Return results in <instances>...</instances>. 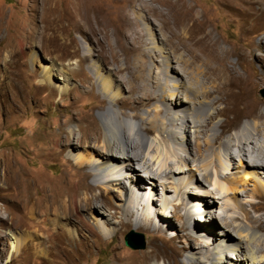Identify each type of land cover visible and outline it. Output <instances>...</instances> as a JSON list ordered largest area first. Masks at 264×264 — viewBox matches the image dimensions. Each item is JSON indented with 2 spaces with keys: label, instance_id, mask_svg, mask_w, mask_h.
Instances as JSON below:
<instances>
[{
  "label": "bare ground",
  "instance_id": "6f19581e",
  "mask_svg": "<svg viewBox=\"0 0 264 264\" xmlns=\"http://www.w3.org/2000/svg\"><path fill=\"white\" fill-rule=\"evenodd\" d=\"M113 1V6L110 7L106 6V0H81L75 26L92 23L91 18L97 20L101 15H107L108 11L111 14L116 12V17L124 19L125 8L114 6L121 5L126 0ZM152 1L167 6L166 14L152 6L153 4H144L142 9H147L154 16L162 15L166 20L173 18L175 23H181L179 27L176 26L179 33L171 31V36L178 37L180 44L188 37L184 32L190 28V20L191 26L201 31L194 15L185 17L184 22L175 17L177 9L183 10V0ZM246 1L248 6L244 7L243 4L239 6V2L243 3V0H224L221 6L234 14L235 10H238V15L243 16L244 22H249L251 26L264 16V0ZM58 3L59 0H41L38 11L42 24L39 26L26 25L22 28L18 20H12L15 29L12 30L13 37L7 50L11 48L9 53L20 56V59L27 57L21 62L23 67L33 65L39 59L36 52L27 55L26 49L30 45H49L54 50L68 51L70 45L63 42L59 34L64 29L61 19L59 16L49 17L54 14ZM3 25L4 17L0 14V33ZM50 25L54 26L51 32ZM102 28L97 22L96 26L93 24L92 31L105 29ZM201 32L204 33V30ZM102 33L106 35V32ZM207 36L208 34H205L196 43L203 47ZM165 37L171 41L170 37ZM215 42L210 45L215 47ZM87 50L88 53L82 56L76 53L58 54L57 56H61V62L68 60L65 68L41 61L39 86H36V94H33L35 97L40 91H48L50 97L57 96L59 99L71 95L77 90V86L71 82L73 77L85 75L89 78L82 68V63H86L93 74V80L87 85L82 84L87 89L82 93H92L91 86L96 85L99 96L105 97L100 98V102H106V107L97 113L101 128L95 118L87 117L84 119V128L91 129L92 134H85L79 124V137L75 138L73 129L69 127L68 134H63L52 144H48L46 149L43 148L46 162L58 161L60 156H64L67 161L66 169L73 171L70 176L82 174V178L74 185L70 178L64 177V185L53 188L49 187L47 174L44 173L46 178L41 187L43 205L39 213L43 217L40 222L47 223L48 227L42 230V243L45 245L43 250H64L71 254L79 232L68 224L74 219L87 224V220L81 216L84 211H89L95 221L93 237L108 238L117 234L119 228L128 223L138 226V221L136 223L133 220H138L142 213H146L149 218L157 217L156 220L162 223L159 214L166 218L169 215L176 217L173 212H167L170 205L177 210L182 206L186 208L188 204L190 208H194L193 212H186L187 222L191 226L188 241L191 243L195 242V239H202L209 241V244L210 241H216V247L207 250L204 248L207 244L200 241L199 246L189 247L185 258L177 262L152 244L139 258L119 264H151V261L153 264H264V116L258 112L260 102L251 101L256 80L231 74L220 65L223 58L214 56L219 66L210 88H206L202 78L200 80L188 72L186 61L185 64L178 60V67L168 66V52L163 51L161 61L165 62L166 69L162 70L161 79L155 76V86L148 84L144 76L135 75L134 72H131V79L126 80L129 92L137 94L134 99L137 103L146 105L153 99L159 101V105L156 103L153 108L154 113L146 116L129 103L130 99L123 96L110 71L104 68L103 63L91 57L90 49ZM3 53L4 50L1 49L0 61L3 60ZM259 58L264 61V57ZM74 64L77 66L71 67ZM77 98L73 96L74 107L77 106ZM230 114L233 119L228 120ZM203 116L206 118H202ZM192 128L193 132L190 130ZM206 128L207 142L203 148L199 138ZM227 128L234 129V133L223 139L221 135ZM68 135H72V138ZM191 136L195 140L194 145L189 138ZM216 142H219L218 151L213 154L211 149L215 148ZM63 144L66 148L62 147ZM233 147H236L238 152L240 181H232L229 176L223 175L224 171L221 169L224 165L221 157L225 158L228 165L229 162L230 165L235 163ZM253 155H256V160L252 159ZM143 177L147 178L148 186L143 184ZM89 178H92V181H89ZM249 180L254 182L253 188L249 190L243 187L245 193L242 194L250 199L247 204L238 200L237 196L241 193L238 184L248 185ZM207 184L212 185L220 195L211 191ZM158 186L162 190L160 198L155 197ZM159 201L162 207L157 210ZM216 201H222L224 206L221 211L216 209ZM194 211L198 215L196 221L204 222L199 228L192 227ZM205 213L209 214V217L203 218ZM210 219L213 222L207 223ZM218 219L223 222L220 224V231H215V226L219 224ZM143 222L147 225L153 224L149 220ZM169 227L176 225L170 222L168 227L164 228ZM187 228L183 225L180 230L185 231ZM232 231H235L236 235ZM11 235L10 254L13 255L19 251L21 243L17 236ZM233 259L237 262L233 263ZM47 261L51 262L49 259Z\"/></svg>",
  "mask_w": 264,
  "mask_h": 264
},
{
  "label": "rangeland",
  "instance_id": "374dc122",
  "mask_svg": "<svg viewBox=\"0 0 264 264\" xmlns=\"http://www.w3.org/2000/svg\"><path fill=\"white\" fill-rule=\"evenodd\" d=\"M223 1L183 0L185 2L183 10L177 9L174 13H177L175 17L178 18V21L184 22L185 17L194 15L197 24L200 25L201 31L204 30V33L197 31L195 26H191L192 21L190 20V28L184 32L185 36L188 37L180 44L178 37L171 36V31H178L179 33L180 31L177 30L176 26L179 27L181 23H175L173 18L166 20L162 15L154 16L147 9H142L144 4H153L152 6L166 14L167 6L158 2L126 0L121 5L115 4L114 6L119 5L125 8L124 19L116 17V12L111 14L108 11L107 15H101L97 20L91 18L92 23H85L76 27L75 22L79 17L81 0H59L57 9L49 17L59 16L61 19L64 29L59 34L63 38V42L70 45L68 51L66 52L64 49L54 50L49 45H30L26 49L27 55L36 52L39 59L33 65L23 67L21 62L25 61L27 57L20 59V56H13L9 53L11 48L7 50L11 45L12 30L15 29L12 26V20H18L19 26L22 28L26 25H41L38 11L41 0H0V14H3L4 17V25L0 33V50H4L3 60L0 61V264H119V262L139 258L152 244H155L171 259L181 262L187 255L186 250L189 247L199 246L200 241L207 244L204 247L207 250H212L217 246L216 241L215 243L210 241L211 244L202 239H195V242L191 241V243L188 241V235H191L189 233L191 226L187 222L186 212L192 211L194 208H190L191 206L187 204L186 208L182 206L177 210L173 205H170L167 212H173L176 217L169 215L166 218L159 214L163 220L162 223L156 220L157 217L150 216L149 218L146 213H142L138 220L135 218L133 220L136 223L138 221V226L128 223L125 227H120L117 234L108 238L93 237L95 221L91 218L89 211H84L81 216L87 220V224H83L77 219L68 224L69 227L79 232L77 241L71 250L72 253L69 254L64 250L45 252L43 250L45 245L42 243V230H45L48 224L40 222L43 217L39 213L43 205L41 187L46 178L44 173L47 174L49 187L53 188L63 186L64 177L70 178L73 185L82 178V174L75 177L70 176V173L73 175V171L66 169L67 161L64 156H60L58 161L46 162L44 158L45 149L56 138L65 133L68 134L69 127L73 129L75 138L80 136L77 128L79 124L85 134H92L91 129L84 128L86 126L84 119L87 117L95 118L98 127L101 128L97 113L106 107V102H100V98L105 97L99 96L96 85L91 86L92 93H82V91L87 90L82 84L87 85L93 80V74L86 63H82V68L89 78H86L85 75L73 77L71 82L77 86V90H74L71 95L59 99L57 96L50 97L48 91H40L35 97L33 94H36V86H39V74L42 72L41 61L54 64L58 68H65L68 60L61 62L59 60L61 56H57L58 54L76 53L78 56H82L88 53L87 49H90L91 57L98 60L99 63H103L104 68L110 71L115 83L119 84L123 96L130 99L131 102L129 103L135 106L137 111L144 112L146 116H151L154 113L155 104L158 103L157 105H159V101L153 99L148 104L143 105L134 100L137 94L130 93L126 84L131 79V72H134L135 75L144 76L146 82H149L148 84L154 85L155 76L161 79L162 70L165 71L166 69L165 62L161 61V56L165 51L168 52L167 55L170 59L168 66L178 67V60L186 61L187 64L184 63L188 72L193 73L200 80L202 78L206 88H210L212 78L216 75V68L219 66L215 62L214 56H220L223 58L220 65L228 72L235 76L240 75L243 78L256 80L251 101L260 102L261 107L258 112L264 116V98L259 94L260 89L264 88V61L259 60V57H264V16L260 21L250 26L249 22H244L243 16L238 15V10H235L234 14L223 8L221 6ZM245 1L239 2V6L241 4L243 7L248 6L245 4L247 1ZM113 2V0H106V6L112 7ZM96 21L103 28L105 27L106 30L102 31L106 32V35L102 31H92L93 24L96 26ZM53 28L54 26L50 25L49 32ZM205 34H208L205 44L200 47L196 41ZM165 35L170 37L171 41L166 40ZM181 36L183 37V35ZM213 42L216 43L215 47L210 45ZM196 56L198 58H195ZM76 66V64L71 65V67ZM168 89L170 90L171 87ZM73 96L78 97L75 107L72 105ZM147 110L150 111L147 112ZM126 111L129 112L130 110ZM231 116L232 114L227 119H233ZM202 118L205 119L206 117L203 116ZM189 125L191 126V123ZM190 130L193 132L194 128ZM207 130L208 128L199 138L203 148L207 142ZM233 133L234 129L227 128L221 138L226 139ZM68 136L72 138V135ZM149 136L153 137V135ZM189 138L194 145V138L192 136ZM218 146L219 142H216V149H211L213 154L218 151ZM62 147L66 148L64 144ZM233 151L235 163L230 165L229 162L228 165L225 158L221 157L224 161L221 169L224 171L223 175L229 176L232 181H240L241 173H238L240 170L237 148L233 147ZM255 157L256 155H253L252 159L254 160ZM139 173L146 175L140 171ZM88 180L92 181V178ZM143 184L149 185L146 177H143ZM253 184L254 182L251 180L245 186L238 184L241 192L237 196L238 200L249 204L250 199L242 195L245 193L243 187L251 190ZM207 186L211 191L220 195L212 185L207 184ZM161 192V187L158 186L155 197L160 198ZM172 194L170 196H173ZM221 202L216 201L215 203V207L219 211L224 206ZM161 207L159 201L157 210H160ZM247 207L250 208L249 205ZM110 212L108 211V213ZM195 213L196 211H194ZM206 217H209V214L203 215V218ZM197 218L198 216L194 215L192 227L199 228L204 225L203 221H196ZM144 220L152 221L153 224L147 225L143 222ZM217 221L219 224L214 229L220 231V224L223 221L221 219ZM170 222L176 227L164 228L168 227ZM211 222H213L212 219L207 221V223ZM183 225L188 227L187 230H180ZM159 226L161 229H158ZM131 230L144 235L146 245L144 249L136 250L126 245L125 236ZM232 233L236 235L235 231ZM11 234L17 236L21 243L19 251L13 255L10 254ZM231 255L235 256L233 253ZM47 259L51 262L48 263ZM152 262L151 264H153ZM236 262V259H233V263Z\"/></svg>",
  "mask_w": 264,
  "mask_h": 264
},
{
  "label": "water",
  "instance_id": "95a60500",
  "mask_svg": "<svg viewBox=\"0 0 264 264\" xmlns=\"http://www.w3.org/2000/svg\"><path fill=\"white\" fill-rule=\"evenodd\" d=\"M259 94L261 97L264 98V88L260 89ZM125 243L127 246L131 247L132 249H144L145 248V240L144 235L142 233L136 232L134 230H131L126 236H125Z\"/></svg>",
  "mask_w": 264,
  "mask_h": 264
}]
</instances>
